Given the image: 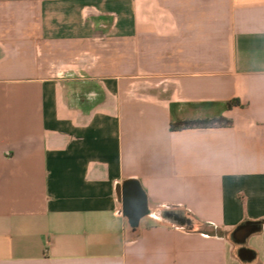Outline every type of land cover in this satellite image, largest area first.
<instances>
[{
  "label": "crops",
  "instance_id": "0c3cea01",
  "mask_svg": "<svg viewBox=\"0 0 264 264\" xmlns=\"http://www.w3.org/2000/svg\"><path fill=\"white\" fill-rule=\"evenodd\" d=\"M0 264H264V0H0Z\"/></svg>",
  "mask_w": 264,
  "mask_h": 264
},
{
  "label": "water",
  "instance_id": "95a60500",
  "mask_svg": "<svg viewBox=\"0 0 264 264\" xmlns=\"http://www.w3.org/2000/svg\"><path fill=\"white\" fill-rule=\"evenodd\" d=\"M116 195L121 204V215L126 218L128 226L132 230H135L139 225V221L150 215L144 191L136 180H125L117 189ZM172 219L181 224H190L189 220L181 219L178 216H174ZM255 230V226L245 224L238 228V234L234 235L236 239L243 242L245 237L253 233ZM245 253L247 252L243 250L242 253L239 254L241 260L249 259Z\"/></svg>",
  "mask_w": 264,
  "mask_h": 264
},
{
  "label": "trees",
  "instance_id": "16d2710c",
  "mask_svg": "<svg viewBox=\"0 0 264 264\" xmlns=\"http://www.w3.org/2000/svg\"><path fill=\"white\" fill-rule=\"evenodd\" d=\"M238 105L236 100H233L224 105L225 109H231L232 106ZM193 107L199 109V113L202 115L201 118H190L184 120H171L169 124L170 131H180L185 129H206V128H216V127H229L230 121L223 118L218 112H213V104H197ZM173 106L171 107V111Z\"/></svg>",
  "mask_w": 264,
  "mask_h": 264
},
{
  "label": "rangeland",
  "instance_id": "374dc122",
  "mask_svg": "<svg viewBox=\"0 0 264 264\" xmlns=\"http://www.w3.org/2000/svg\"><path fill=\"white\" fill-rule=\"evenodd\" d=\"M255 238H256L255 235L251 236V237L248 239L247 242H244L243 244H241V247H244V248H245V247H249V246H251V245H255V244H254Z\"/></svg>",
  "mask_w": 264,
  "mask_h": 264
},
{
  "label": "flooded vegetation",
  "instance_id": "af4514ba",
  "mask_svg": "<svg viewBox=\"0 0 264 264\" xmlns=\"http://www.w3.org/2000/svg\"><path fill=\"white\" fill-rule=\"evenodd\" d=\"M170 217H171V218H173V217H174V215H173V214H170Z\"/></svg>",
  "mask_w": 264,
  "mask_h": 264
}]
</instances>
